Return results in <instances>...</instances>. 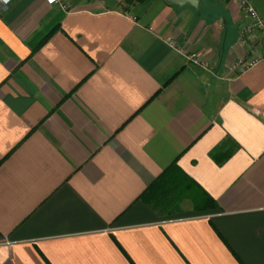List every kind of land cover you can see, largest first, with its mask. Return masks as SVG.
Segmentation results:
<instances>
[{"label":"crops","instance_id":"crops-1","mask_svg":"<svg viewBox=\"0 0 264 264\" xmlns=\"http://www.w3.org/2000/svg\"><path fill=\"white\" fill-rule=\"evenodd\" d=\"M64 2L0 0V264H264L263 30L234 0ZM173 163L215 209L141 198Z\"/></svg>","mask_w":264,"mask_h":264},{"label":"trees","instance_id":"trees-1","mask_svg":"<svg viewBox=\"0 0 264 264\" xmlns=\"http://www.w3.org/2000/svg\"><path fill=\"white\" fill-rule=\"evenodd\" d=\"M145 0H123L128 7ZM176 163L170 165L153 183H151L141 198L154 209L168 215L180 211L181 201L191 198L197 211H206L216 208L215 200L207 195L202 197L193 183L184 179L177 171Z\"/></svg>","mask_w":264,"mask_h":264},{"label":"built area","instance_id":"built-area-1","mask_svg":"<svg viewBox=\"0 0 264 264\" xmlns=\"http://www.w3.org/2000/svg\"><path fill=\"white\" fill-rule=\"evenodd\" d=\"M4 1L9 2L10 0H4ZM234 1L237 2L241 7H243L246 10V12L249 14V16L253 22L251 27L259 28V29L263 30V32H264V24L262 23L260 16H259V13L257 12V10L254 7V5L252 4V2L250 0H234ZM48 2L51 4H55V3H59V4H63V5L65 4L64 0H48ZM251 27L249 26L247 28V32H249L251 30ZM186 56L189 60L193 61L196 64H200V65H203L205 67L208 65L203 60L202 56L196 52L186 53ZM260 61H264V50L261 53H255V55L249 61V65L257 64Z\"/></svg>","mask_w":264,"mask_h":264},{"label":"water","instance_id":"water-1","mask_svg":"<svg viewBox=\"0 0 264 264\" xmlns=\"http://www.w3.org/2000/svg\"><path fill=\"white\" fill-rule=\"evenodd\" d=\"M169 3L178 6H192L198 13H200L202 0H167Z\"/></svg>","mask_w":264,"mask_h":264}]
</instances>
